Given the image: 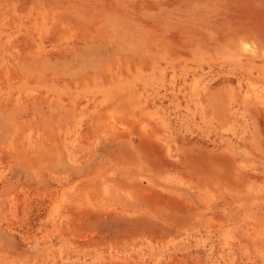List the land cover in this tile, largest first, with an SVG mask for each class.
Segmentation results:
<instances>
[{
  "label": "rangeland",
  "instance_id": "obj_1",
  "mask_svg": "<svg viewBox=\"0 0 264 264\" xmlns=\"http://www.w3.org/2000/svg\"><path fill=\"white\" fill-rule=\"evenodd\" d=\"M0 264H264V0H0Z\"/></svg>",
  "mask_w": 264,
  "mask_h": 264
}]
</instances>
